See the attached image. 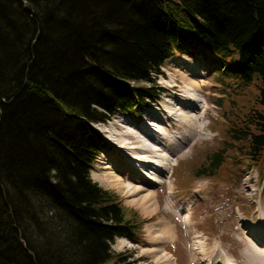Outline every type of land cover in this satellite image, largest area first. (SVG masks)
Instances as JSON below:
<instances>
[{
	"label": "trees",
	"instance_id": "16d2710c",
	"mask_svg": "<svg viewBox=\"0 0 264 264\" xmlns=\"http://www.w3.org/2000/svg\"><path fill=\"white\" fill-rule=\"evenodd\" d=\"M180 52L242 86L257 78L262 111L226 148L247 141L259 161L264 0H0V264H132L112 245L137 243L143 221L93 181L108 147L94 123L155 101ZM224 158L197 174L216 176Z\"/></svg>",
	"mask_w": 264,
	"mask_h": 264
},
{
	"label": "rangeland",
	"instance_id": "374dc122",
	"mask_svg": "<svg viewBox=\"0 0 264 264\" xmlns=\"http://www.w3.org/2000/svg\"><path fill=\"white\" fill-rule=\"evenodd\" d=\"M76 24L77 22H74L75 27H77ZM66 34L67 38L72 39L75 43L74 29L72 32L66 30ZM75 45L81 47L76 43ZM67 51L68 49L65 54L70 56ZM171 59L161 68V74L156 79L157 99L155 101L148 100L145 106L133 113H118L106 122L94 123L96 130L106 140L108 147L102 150L98 156L91 171L92 179L98 175L103 177L110 168L114 170L119 166V163L125 158L122 153L124 147H119L125 144L123 138L126 137L125 139L130 140L137 146V150L145 148L146 144H149L145 139H138L136 131L134 132L132 128L144 125L145 109L148 108L152 111L158 109V111L164 112L165 103L168 101L176 103L179 98L184 100L183 104L185 102L189 104L191 100L186 99L189 95H193L191 96L194 98L192 100L198 101L200 104L199 114L197 116L193 114L191 119L194 124L197 121L195 126L191 125L189 120H184L181 117L180 109L168 108V115L174 116L172 114L177 111L181 122L192 127L186 128V125V127H180L179 123V126H176L167 122L168 120H164L170 127L161 126L162 128L159 130L161 133L170 139L172 135L181 139H185L184 135H187L189 138L183 150L176 152L178 155L173 154L176 151L173 148L176 147L175 142L171 141L167 149L161 146V143H167L168 139H159L157 143L159 152L153 153L147 149L141 153L144 155L142 160L148 158L155 164L164 165V169L167 170L162 174L158 173V177L163 180V183L150 188L157 194L151 202L154 214L147 216L143 212L144 215L141 208H137L138 205L129 204L134 198L133 195L132 199L129 194L125 197L116 184L103 187L100 177L95 181L93 179L94 182H99L101 185L97 184L104 190L117 197L120 205L125 208L128 218L138 216L143 221L142 232L137 243L125 238H118L112 245L113 251L116 256L119 255L122 259L131 261L132 264H155L154 259L142 251L144 248L151 247V243L147 239V229L154 223L166 220L177 233L173 243L170 242L169 246H166L174 255L164 247L169 254L177 259L176 263L173 261L174 264H201L217 253L221 254L223 264H258L257 261L248 258V254L254 250V246L250 241L252 236H249L247 231L262 222V218H264V153L260 156L259 161L248 156L246 153L250 151V143H246L247 141L234 143L226 148L227 144L233 142V129L245 127L249 121L248 118L253 113L262 111L258 103L260 89L256 81L257 78L254 79V84L251 87L242 86L239 80L231 78L228 73L200 53L192 55L180 52ZM236 65L237 62L234 66ZM198 68L204 72L196 76L199 86H201L193 89L181 79L179 73L183 71L187 75L188 73L193 74L191 70ZM181 95L183 97H180ZM147 113L149 114V112ZM201 114H204L205 118L199 120ZM189 115L191 116L192 113ZM167 118L168 116L165 119ZM174 118L177 119L176 116ZM126 121L131 122V125ZM123 125L132 126V131L128 135L126 132L130 129L122 128ZM119 142L122 145H119ZM151 150L154 149L151 148ZM135 153L139 154L137 151ZM216 153H222L226 159L224 160L226 163L218 174L216 176L197 174L199 169L208 166ZM113 154L118 157L114 156L115 166L111 164L113 161L110 159ZM106 162L109 165L106 166ZM166 164L171 167L168 169ZM130 168L133 171L137 166H134L133 169V165H130ZM116 172L124 179L125 183H129L126 180L128 174H122L120 170ZM130 176L132 177V174ZM244 226L246 228H243ZM163 254L164 252H160L158 256ZM118 262L121 261H117V264H119Z\"/></svg>",
	"mask_w": 264,
	"mask_h": 264
},
{
	"label": "bare ground",
	"instance_id": "6f19581e",
	"mask_svg": "<svg viewBox=\"0 0 264 264\" xmlns=\"http://www.w3.org/2000/svg\"><path fill=\"white\" fill-rule=\"evenodd\" d=\"M191 71L193 72V74L188 73V75L186 73H184L183 71H180L179 76L181 77L182 80L185 81V83H187V85L190 88L195 89V88H198L197 86H199V82H198L196 76L203 74L204 72L201 68H198L196 70L192 69ZM200 86H199V88H200ZM191 96H193V95H191ZM191 96L189 95L187 98L185 97L186 99L191 100L189 104H187V102H185L183 104L182 101H184V100L183 99L180 100L179 98L177 99L176 103H173L171 101L166 102L165 103V109L163 110L164 112H160V111H158V109H155V111L149 110L148 108L145 109L144 115L146 116V119L143 120L144 125H142V127L137 126L139 129L130 126L131 122L126 121L128 124L130 123V125H123V127H122L124 129H127V128L130 129V130H127L126 134L128 135V133H130L132 131V129H131V127H132L133 131L134 132L136 131L135 134L138 136L137 138L141 139V140L145 139L147 141V143H149V144H146L145 148H141V145H139V148H141V149L137 150V146H135L132 142H130V140L125 139L126 137L123 138V140H125V144H123V146H119V147H124V150L122 153L125 155V158L122 159V162L119 163V166L114 170H111V168H110V170H108L105 167V169L108 170L109 172L104 174L103 177L99 176V175L94 176L93 177L94 181H95V179H98L100 177L99 179H100V183H102V185L99 182H97V183H99L103 187H110L112 184H116V187L121 189V192L125 197L129 194L130 199H132L131 197L133 195L134 198L131 200V202L129 204H131L133 206L138 205L137 208L138 207L141 208L142 213L144 212L145 214H147V216H151L152 214H154L155 211H154V208L152 207L151 202L154 199V197L157 196V194H156V192H154L150 188H152L155 185L163 183V180L159 179L158 173L162 174L164 171L167 172V170L164 169L165 168V167H163L164 165L155 164L152 160H149L148 158L145 160H142V157H144V155L141 153L147 151V149L153 153L159 152L160 149L158 148L159 146L157 144L159 142V139H168L169 140L167 143H161L160 142L161 146L164 149H167V146H169L171 141L175 142L176 147H173V148H175L176 151L173 154H177L176 153L177 151L181 152L183 150V147L185 145H187V143L189 141V138L187 135H184L185 139L174 137L173 135H172L173 137L171 136V139H170L165 134L161 133V131H159V130H160V128H162L161 126H169V124H166L164 122V120H168L167 122H170L176 126H179L178 123L180 124V127L181 126H184V127L187 126V124H183L181 122V118L177 115V113H178L177 111H175V114H172L174 116L168 115V108H172L173 110H176V108L180 109L181 110V112H180L181 117L184 120H189L191 125L194 124L193 121H191V119H192L193 114L195 116H197L199 114L198 108H199L200 104H198L199 103L198 101L192 100L194 98H192ZM175 97L177 98V96H175ZM180 97H183V95H181ZM173 104H175V105H173ZM147 112H149V114ZM189 112L192 113L191 116L189 115L190 114ZM203 115L201 114V116H203ZM166 116H168L167 119H165ZM175 116L177 117V119L174 118ZM201 116L199 115V120L202 118H205V115L203 117H201ZM195 121H196V119H195ZM127 123H125V124H127ZM196 124H197V121H196ZM196 124H194V126ZM186 128H192V127L187 126ZM111 141L113 142V140H111ZM160 143H159V145H160ZM118 144L122 145V144H120V142ZM151 148H153L154 150H151ZM136 151L139 152V154H136L135 153ZM112 156L113 157L110 158L113 161L111 164H113L115 166L116 161L114 159V156L115 157H117V156H116V154H113ZM119 157H121L120 154H119ZM134 157H136V158H134ZM133 161H135L136 163H134ZM107 162H106V166L109 165V163H107ZM168 164H170V163H168ZM168 164H166V166H168ZM130 165L131 166L133 165V169H134V166H137L136 170L134 169L137 172V174L134 170L133 171L130 170L131 169ZM169 167H171V166H168L167 168L169 169ZM119 170L122 171L121 172L122 174H125V175L128 174L126 180H128L129 183H125L124 179L118 175V173L116 171H119ZM152 170H155L157 173L156 172L153 173ZM150 172H152V173H150ZM131 174H132V177L130 176ZM258 225H260V226H258ZM256 226H258V227H256ZM256 226L251 227V229L249 231H247L249 236H252L250 241L254 246V250H252L248 254V258L255 260V262L257 261L258 264H264V228H262V226H264V218H262V222H259ZM173 228L174 227L171 226L169 224V222H167L166 220L165 221L161 220L159 223L152 224V226L147 229V236H148L147 239L151 243V247L150 248H144L142 251L144 254L151 256V258L154 259L155 264H174L173 261H175V263H176L177 259H175L172 256L174 254L172 252H170L166 247L170 242L173 243L175 236L177 234L175 232V229H173ZM243 228H246V227L244 226ZM164 247H166L167 251L169 253H171L172 255L169 254ZM255 247H257V248H255ZM194 249H196V248H194ZM160 252H164V254L158 256V254H160ZM197 254H198V252H197ZM221 259H222L221 254L217 253L211 259H206V262L201 263V264H223Z\"/></svg>",
	"mask_w": 264,
	"mask_h": 264
}]
</instances>
